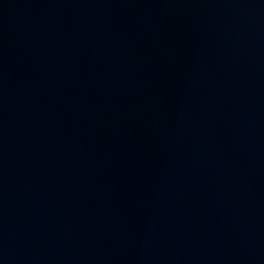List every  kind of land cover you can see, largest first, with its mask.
Instances as JSON below:
<instances>
[{"label":"water","instance_id":"1","mask_svg":"<svg viewBox=\"0 0 264 264\" xmlns=\"http://www.w3.org/2000/svg\"><path fill=\"white\" fill-rule=\"evenodd\" d=\"M0 264H264V0H0Z\"/></svg>","mask_w":264,"mask_h":264}]
</instances>
